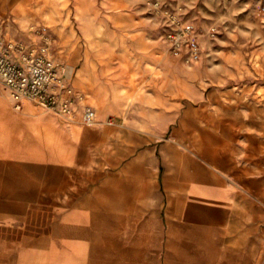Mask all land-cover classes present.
<instances>
[{"label":"crops","instance_id":"obj_1","mask_svg":"<svg viewBox=\"0 0 264 264\" xmlns=\"http://www.w3.org/2000/svg\"><path fill=\"white\" fill-rule=\"evenodd\" d=\"M96 86L90 125L80 106L17 112L0 87V264H255L261 223L221 170L170 115L124 119Z\"/></svg>","mask_w":264,"mask_h":264},{"label":"rangeland","instance_id":"obj_2","mask_svg":"<svg viewBox=\"0 0 264 264\" xmlns=\"http://www.w3.org/2000/svg\"><path fill=\"white\" fill-rule=\"evenodd\" d=\"M165 12L197 31L196 62L165 42ZM0 15L18 38L49 39L90 106L101 81V106L124 119L170 115L184 150L250 203L262 238L253 261L264 264V0H0Z\"/></svg>","mask_w":264,"mask_h":264},{"label":"built area","instance_id":"obj_3","mask_svg":"<svg viewBox=\"0 0 264 264\" xmlns=\"http://www.w3.org/2000/svg\"><path fill=\"white\" fill-rule=\"evenodd\" d=\"M167 31L164 40L174 54H183L187 62L200 57L198 33L173 14L165 12ZM10 19L0 15V86L10 97L13 109L21 111L26 104L71 119L76 107L82 111V122L93 124L94 109L82 92L72 85L68 68L52 52L49 39L42 33L36 39L9 35Z\"/></svg>","mask_w":264,"mask_h":264}]
</instances>
